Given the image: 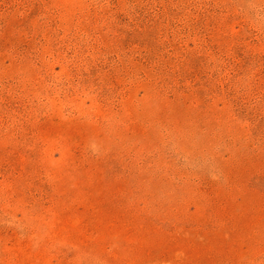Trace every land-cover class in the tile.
I'll list each match as a JSON object with an SVG mask.
<instances>
[{
  "label": "rangeland",
  "instance_id": "rangeland-1",
  "mask_svg": "<svg viewBox=\"0 0 264 264\" xmlns=\"http://www.w3.org/2000/svg\"><path fill=\"white\" fill-rule=\"evenodd\" d=\"M0 264H264V0H0Z\"/></svg>",
  "mask_w": 264,
  "mask_h": 264
}]
</instances>
